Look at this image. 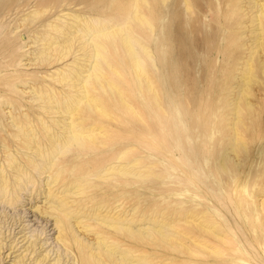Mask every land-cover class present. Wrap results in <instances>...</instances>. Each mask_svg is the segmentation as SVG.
I'll use <instances>...</instances> for the list:
<instances>
[{
    "label": "rangeland",
    "instance_id": "rangeland-1",
    "mask_svg": "<svg viewBox=\"0 0 264 264\" xmlns=\"http://www.w3.org/2000/svg\"><path fill=\"white\" fill-rule=\"evenodd\" d=\"M109 5L113 13L123 10L119 2ZM142 9L150 24L134 22L132 28L152 54L153 59L143 57L146 78L131 69L118 42L109 51L115 71L106 70L105 77L119 91L96 89L101 112L79 105L83 125L93 127L97 138L86 140L87 149L71 147L59 166L66 174L98 165L130 168L127 195L120 191L118 174L108 175L116 184L110 194L118 192L113 205L135 218L143 211L171 221L166 234L179 237L173 243L148 239L144 250L152 263L264 264V52L254 48L250 21L256 9L247 0H149ZM29 14L17 10L0 17V164L5 168L6 151L22 162L29 157L19 147L26 137L14 135L8 111L21 119L27 113L37 129L43 111L27 81L35 89L65 91L54 74L63 69L60 62L72 58L36 64L41 55L36 52L44 46L33 43L35 33L24 27L22 18ZM248 67L249 104L239 93ZM76 155L81 158L71 160ZM46 177L47 172L35 174L34 186L20 183L16 204L0 202V264H11L34 239L36 253L43 251L50 260L62 250L52 217L32 207L48 205L42 191Z\"/></svg>",
    "mask_w": 264,
    "mask_h": 264
},
{
    "label": "bare ground",
    "instance_id": "bare-ground-1",
    "mask_svg": "<svg viewBox=\"0 0 264 264\" xmlns=\"http://www.w3.org/2000/svg\"><path fill=\"white\" fill-rule=\"evenodd\" d=\"M148 1L0 0V17L17 10H30V14L22 18L26 22L24 27L28 28L27 31L35 33L33 43L41 41L38 45L44 46L36 52L41 54L37 57L40 61L36 64L58 63V60H65L72 55L70 60L60 62L63 69L60 71L56 68L54 74V81L63 84L65 91L60 87L49 86L35 89L34 83L27 81L28 92L35 94L34 99L41 102L38 108L44 114L40 115L43 118L37 116L40 121L37 129H33L27 113L21 119L8 111V118L12 119L11 125L17 131L14 135L21 134L26 137L25 140L19 141V147L28 152L29 157L22 162L14 152H5L6 168L0 164V202L16 204L19 200V184L28 182L34 186L35 174L47 172L46 188L42 191L48 205L32 207H35L38 214L45 216L44 218L52 217L53 229L56 232L54 240L62 248L50 260L47 253L42 254L43 251L36 253L38 247L35 248V239L30 242L27 239L15 252L20 251L27 242L29 245L13 257L11 264H27V260L32 261L28 264H162V261L152 263L147 258L144 248L148 239L178 242V235L166 234L168 226H174L173 222L157 218L156 214L152 217L145 216L143 211L135 218L126 208L117 209L120 205H113L116 202L113 199L118 192H115L114 196L110 194L116 184L109 181L111 179L108 175L110 171L118 174L120 191L127 195L130 175L134 174L129 167L98 165L97 170L85 169L79 173L66 174L65 169L58 163L71 147L87 149L86 140L91 142L97 138L98 132L94 131L93 127L83 125L86 117L82 116L79 105L83 103L90 110L101 112V95L98 97L96 89L111 93L119 91L116 83H111L105 77L106 70L115 71L109 51H115L118 42L131 69L138 77L141 75L146 78L143 57L153 59L152 54L148 46L139 41L132 23L137 22L144 26L150 24L142 9ZM112 2H119V7L123 10L113 13V5H109ZM247 3L256 9L250 22L255 23L252 29L254 48L261 54L264 52V0H247ZM67 7H72V11L65 12L71 10ZM74 7L76 9H73ZM31 23H38L44 28L38 31ZM28 53L31 54L32 51ZM54 54H57V58ZM262 63V59L259 60L258 64ZM33 64L35 63L29 62L27 65ZM248 65L250 64L247 63L246 66ZM262 68L264 70V66ZM252 78L251 69L248 67L240 79L243 89L239 92L247 104V88ZM145 83L150 86L147 80ZM80 158L81 155H76L71 160L78 161ZM91 176L94 177L93 182L89 181L92 178L88 177ZM53 184L55 186H52ZM105 194H109L110 198L102 199ZM219 238L224 241L222 236ZM24 239L17 241L13 248ZM1 243L2 241L0 249L3 248Z\"/></svg>",
    "mask_w": 264,
    "mask_h": 264
},
{
    "label": "snow or ice",
    "instance_id": "snow-or-ice-1",
    "mask_svg": "<svg viewBox=\"0 0 264 264\" xmlns=\"http://www.w3.org/2000/svg\"><path fill=\"white\" fill-rule=\"evenodd\" d=\"M180 84V79H179V76L177 77V86H179Z\"/></svg>",
    "mask_w": 264,
    "mask_h": 264
}]
</instances>
